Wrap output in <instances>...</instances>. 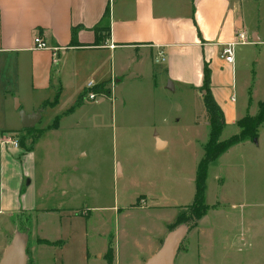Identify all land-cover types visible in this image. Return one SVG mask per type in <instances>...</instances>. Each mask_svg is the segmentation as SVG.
Returning a JSON list of instances; mask_svg holds the SVG:
<instances>
[{
	"label": "rangeland",
	"instance_id": "1",
	"mask_svg": "<svg viewBox=\"0 0 264 264\" xmlns=\"http://www.w3.org/2000/svg\"><path fill=\"white\" fill-rule=\"evenodd\" d=\"M75 79L80 87L85 81L83 74ZM137 80L124 79L113 104L107 94L97 93L95 100L82 95V105L71 113L76 97L67 90L58 105L44 106L31 131L20 127L17 97L10 100L7 127L16 131L0 140L18 142L4 147L9 168L20 175L19 202L35 209L25 214L31 221L30 264L33 257L36 264H106L98 255L109 239L117 264H143L150 243L159 244L155 236H165L167 221L191 203L208 136L202 100L168 82L155 88L147 75ZM56 116L58 128L47 129ZM237 131L226 125L219 140ZM157 137L164 147L157 146ZM253 141L229 148L209 166V208L189 229L174 264H264V122ZM17 182L8 177L10 187ZM41 237L62 242L47 247Z\"/></svg>",
	"mask_w": 264,
	"mask_h": 264
},
{
	"label": "crops",
	"instance_id": "2",
	"mask_svg": "<svg viewBox=\"0 0 264 264\" xmlns=\"http://www.w3.org/2000/svg\"><path fill=\"white\" fill-rule=\"evenodd\" d=\"M106 8L109 32L96 35L94 27ZM238 32L244 33L248 43L236 44L233 61L228 63L222 50ZM35 37L51 48L35 49ZM159 50L164 56L155 63ZM153 64L160 68L153 69ZM205 67L209 71L208 92L222 111L224 127L236 126L240 118L256 114L257 103L264 100V0H0V135L16 131L7 127L13 97H17L19 109L26 114L38 112L40 119L44 106L58 105L67 90L76 97L71 98L72 105L79 102L75 108L80 107L88 81L104 84L113 104L116 88L124 79L133 77L137 82L146 75L155 88L168 82L171 87L197 93L203 120ZM82 74L85 81L80 87L75 78ZM19 124L22 127L21 120ZM159 143L160 147L166 145L157 137V146ZM4 147L0 140V257L16 231L28 235L31 221L25 214L35 210L25 206L24 199L19 202L20 175L9 168ZM8 177L18 179L14 187L9 186ZM83 214L88 217L89 211ZM175 217L167 221L165 234ZM26 222L28 226H24ZM163 237L155 236L159 244L150 243L151 252L145 259L157 250ZM41 238L52 243L47 247L62 242L61 238ZM27 260L30 264L28 255ZM32 261L36 264L34 257ZM113 264H117L115 248Z\"/></svg>",
	"mask_w": 264,
	"mask_h": 264
},
{
	"label": "trees",
	"instance_id": "3",
	"mask_svg": "<svg viewBox=\"0 0 264 264\" xmlns=\"http://www.w3.org/2000/svg\"><path fill=\"white\" fill-rule=\"evenodd\" d=\"M109 9L106 8L100 22L97 26L94 27V32L98 35L99 31L108 33L109 32ZM71 37L74 41L75 38V29L71 30ZM208 80H209V71L205 67L203 70V85L201 89H204L206 92L202 96L203 104L205 108L206 120L208 124V136L206 142L202 145L203 154L199 161L197 162L195 168L194 176V195L191 203L183 209L185 212L177 213L173 223L168 225V231L173 229L179 224L189 225L190 228L196 226L198 220L203 217L209 206L205 203V183L207 179L208 169L211 164L216 162L220 155H222L230 147L244 142L246 140H255L258 136V129L261 124L264 122V100L257 103V112L255 115H245L236 121V127L238 131L231 135L225 140H219V137L223 131L224 119L220 107L214 101L212 96L208 92ZM94 92L96 93H107V89L104 87V84H98L94 87ZM80 103L76 102L72 105L67 112L72 111ZM58 127V116H56L53 122L47 127V129H56ZM30 129H27L28 131ZM40 136V135H39ZM35 139L31 142L34 143ZM31 144V145H32ZM31 149V146L28 150ZM137 205H141L136 203ZM24 231V230H22ZM162 241V240H161ZM160 241V243H161ZM41 244L51 245L52 243L48 240H40ZM103 259L106 264H113L114 259V248L112 239H109L107 242L106 250L103 254ZM28 264V260H27Z\"/></svg>",
	"mask_w": 264,
	"mask_h": 264
},
{
	"label": "water",
	"instance_id": "4",
	"mask_svg": "<svg viewBox=\"0 0 264 264\" xmlns=\"http://www.w3.org/2000/svg\"><path fill=\"white\" fill-rule=\"evenodd\" d=\"M15 109L19 110L21 126L31 128L39 120V113L26 114L16 101ZM190 229L189 225L179 224L167 231L157 250L143 264H174L179 247ZM28 235L24 231H16L5 246L0 257V264H27L26 247Z\"/></svg>",
	"mask_w": 264,
	"mask_h": 264
},
{
	"label": "built area",
	"instance_id": "5",
	"mask_svg": "<svg viewBox=\"0 0 264 264\" xmlns=\"http://www.w3.org/2000/svg\"><path fill=\"white\" fill-rule=\"evenodd\" d=\"M34 48L35 49H50L44 41H42L39 37H35L33 39ZM248 41H246L245 35L243 32H238L235 36V39L231 42H228L224 45V48L222 50V57L224 60L228 63H231L233 61V55H234V46L236 44H246ZM56 48H53L55 50ZM164 56L163 51L159 50L154 58L155 63H158ZM96 84L92 81H88L85 86V93L83 96L85 98H88L90 100H95L97 97V93L94 92V87ZM5 145H12L14 148L18 147V142L14 139H9L6 141H2Z\"/></svg>",
	"mask_w": 264,
	"mask_h": 264
}]
</instances>
